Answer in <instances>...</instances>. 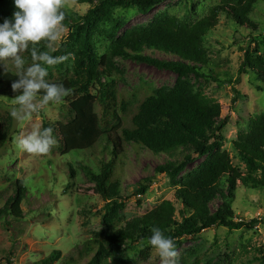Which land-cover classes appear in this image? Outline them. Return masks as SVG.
I'll return each mask as SVG.
<instances>
[{"label":"trees","instance_id":"trees-1","mask_svg":"<svg viewBox=\"0 0 264 264\" xmlns=\"http://www.w3.org/2000/svg\"><path fill=\"white\" fill-rule=\"evenodd\" d=\"M79 4H89L91 8L81 16L69 10L62 3L65 13L63 26L69 28L74 48L73 76L61 70V64L45 67L46 79L50 83L63 84L69 94L60 103L59 118L56 123L42 122L43 128H52L56 143L47 154L61 151L63 155L90 151L78 162L88 178L85 189L94 191L105 200L104 229L96 233L92 240L84 243L77 257L64 264H128L122 258L120 247L125 242L136 243L148 240L151 229L159 227L165 236L171 237L175 245L185 236H194L215 227L241 228L244 223H236L231 207L234 193L240 183L251 189L264 191V113L252 116L249 127L239 132L232 142L237 156L246 166V173L234 167L227 151L222 149L221 137L210 145H197L199 140L212 128L214 119L221 116L218 104H211L202 93L186 83L178 82L170 91H153L143 87L132 96L122 94L118 89L115 58L146 61L178 74L194 73L211 77L212 65L204 40L213 30L222 13L237 23L249 21L254 7L263 0H222L209 13L192 25H187L167 13L159 15L146 27L134 26L124 30L126 22L116 14L118 9H133L148 13L162 0H75ZM16 8L13 0H0V23L11 19ZM108 41L106 52L99 57L96 53L95 38ZM47 41L29 45L23 53L26 66L31 64V48L48 51ZM146 50L159 51L173 56L175 60H161L147 55ZM60 56V52L52 53ZM0 65V98L15 100L19 93L13 91L12 83L19 78L17 70L10 63ZM252 71L264 84V56L248 48L240 73ZM115 77V78H114ZM219 80L218 78H215ZM235 84L234 91L239 95ZM146 92L140 99V94ZM22 91V89H21ZM43 90L38 94L42 98ZM70 97L72 100L70 101ZM138 106L133 108L135 105ZM15 118L8 107L0 102V151L12 140L16 133ZM222 123L220 130L224 129ZM178 145L195 147L194 153L173 167H160V172L177 182L176 200L182 204L180 221L175 218L176 208L170 201H164L145 215L122 224L120 212L125 208L121 198V181L124 175V159L129 146H144L153 152ZM206 157L195 169L185 174L192 156ZM227 184V196L221 188ZM12 187L14 195L0 208V220L11 217L14 222L24 218L23 201L26 184L17 180ZM148 187H143L144 194ZM221 196L220 208L211 213L209 203ZM0 195V200H1ZM258 223L253 220L248 226ZM61 258L60 251H54L40 264H54ZM9 259L0 258V264ZM179 264H200L189 256Z\"/></svg>","mask_w":264,"mask_h":264},{"label":"rangeland","instance_id":"rangeland-1","mask_svg":"<svg viewBox=\"0 0 264 264\" xmlns=\"http://www.w3.org/2000/svg\"><path fill=\"white\" fill-rule=\"evenodd\" d=\"M222 0H162L148 13L135 8L118 9L116 14L125 20L124 30L134 26L146 27L159 15L167 13L177 17L187 25H192L207 15L213 6ZM71 11L83 16L91 8L89 4H79L75 0H62ZM96 53L99 57L106 52L108 41L95 38ZM212 65L208 74L211 77L197 76L194 73L178 74L146 61L115 58L113 64L117 71L119 91L132 96L149 86L153 91H172L178 82H183L202 93L211 104H218L221 116L214 119L212 128L202 136L198 144L210 145L221 137L222 149L231 157L234 167L246 173V166L237 156L232 142L239 132L249 127L252 116L264 113V84L252 72L240 73L245 51L264 56V0L254 7L249 21L237 23L226 13L218 18L216 27L204 40ZM55 51L64 57L57 64L61 70L73 76L74 46L71 43L69 28L63 26L58 39L53 43ZM147 55L161 60H175L173 56L159 51L146 50ZM216 80L215 78H218ZM115 78V77H114ZM235 84L239 95H236ZM141 88V89H140ZM140 89V90H139ZM148 89L140 94L145 97ZM148 94H150L148 92ZM72 98L70 97V101ZM11 111L17 107L15 100L0 98ZM69 103H49L39 111L33 112L23 121L15 119L16 133L13 140L0 151V208L14 195L12 185L21 180L26 184V197L23 201L22 220L14 222L11 217L0 220V258L9 259L11 264H40L54 251L61 252V258L54 264H64L77 257L84 243L92 240L96 233L104 229L105 200L88 186L86 173L78 160L86 161L90 151L63 155L30 154L18 146V138L35 128L42 127L43 121L56 123L60 107ZM138 106L135 105L133 108ZM224 129L221 132V124ZM191 145H178L153 152L144 146L128 147L124 159V175L121 181V198L125 208L120 212L122 224L145 215L164 201H170L176 208L177 220L182 204L176 200L177 182L171 181L160 167H173L194 153ZM185 174L196 168L206 157L192 156ZM143 187H148L141 194ZM221 188L227 196V184ZM223 199L216 196L210 203L211 213L221 206ZM236 223H244L241 228L215 226L198 235L185 236L175 245L177 256L169 264H179L187 256L198 259L200 264H264V191L242 186L240 183L231 200ZM253 220L258 223L248 226ZM122 258L128 264H163L158 253L148 240L121 245ZM89 260L84 258L82 264ZM2 264H7L2 261Z\"/></svg>","mask_w":264,"mask_h":264},{"label":"clouds","instance_id":"clouds-1","mask_svg":"<svg viewBox=\"0 0 264 264\" xmlns=\"http://www.w3.org/2000/svg\"><path fill=\"white\" fill-rule=\"evenodd\" d=\"M16 11L11 19L0 23V65L7 67L10 63L17 70L18 80L12 83L15 104L10 115L23 121L33 112L51 103H60L69 94L63 84L50 83L46 79L48 69L64 57L51 55L48 51L31 48V64L26 66L23 53L29 45L47 41L46 47L55 51L53 43L63 30L65 13L62 11V0H13ZM22 89V91H21ZM43 90L42 98L38 94ZM56 140L52 128H35L18 138V146L30 154H47ZM148 238L151 247L158 253L163 264H169L177 256L174 240L165 236L159 227L151 229Z\"/></svg>","mask_w":264,"mask_h":264}]
</instances>
